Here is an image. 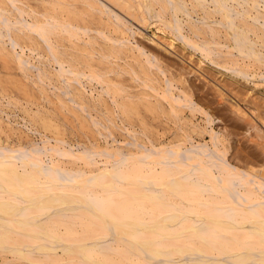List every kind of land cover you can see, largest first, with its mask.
Listing matches in <instances>:
<instances>
[{
	"label": "bare ground",
	"instance_id": "bare-ground-1",
	"mask_svg": "<svg viewBox=\"0 0 264 264\" xmlns=\"http://www.w3.org/2000/svg\"><path fill=\"white\" fill-rule=\"evenodd\" d=\"M38 1L0 0L1 66L42 100L0 97V264H264V162L233 161L234 119L192 82L264 142L243 90L200 73L261 93L264 0Z\"/></svg>",
	"mask_w": 264,
	"mask_h": 264
},
{
	"label": "rangeland",
	"instance_id": "rangeland-1",
	"mask_svg": "<svg viewBox=\"0 0 264 264\" xmlns=\"http://www.w3.org/2000/svg\"><path fill=\"white\" fill-rule=\"evenodd\" d=\"M22 1L26 3L27 0H22ZM28 2H29V0L27 1V3H28ZM30 2H31V0H30ZM30 2H29V3H30ZM33 2H34V0H33ZM33 2H31L30 4H32L33 6H35V5L37 4V5H38V6L36 5V6H37V10H39V9L42 10V7H41L42 5H41V3H40V4L38 3V2H40V1L35 0V2H37L36 4H35V2H34V4H33ZM27 3H26V4H27ZM29 3H28V4H29ZM40 5H41V6H40ZM45 5H46V4H45ZM36 6H35V7H36ZM39 6H40V7H39ZM46 6H49V7H50V5H46ZM116 9H117L118 12L120 11V9H119V10H118V8H116ZM41 10H40V11H41ZM120 13H124L123 10H122ZM126 14H128V13H126ZM126 14H125V15H126ZM121 15L123 16L124 14H121ZM125 15H124V17H125L130 23H131V19L134 21V18H130V19L127 18V16H129V14H128L127 16H125ZM129 17H130V16H129ZM137 22H138V21H137ZM132 24L134 25V28H135V29H138V28L141 29V28L139 27V24H136L135 21L132 22ZM141 30H143V33H145L146 35H148V36H149V35H152V36H153V32H154V28H153V26H151V28H149V29H141ZM138 38H139V37L135 36V39H131V40H136V39H137L136 41L139 42ZM139 39H140V38H139ZM140 41L142 42L141 39H140ZM160 43L162 44V46H164V48L171 49V48H169V47H166V46H167V43L162 42V41H160ZM164 44H166V45H164ZM177 45H179V46L177 47ZM177 45H176L173 49H171V50H174V49H175V51H176V47H177V52H178V48H179V50L181 49V52H180L181 55H182L183 53H185V52L182 53V48H181L180 44H177ZM184 55H185V54H184ZM182 56H183V55H182ZM0 60H1V59H0ZM195 60L197 61V63H195V62H196ZM195 60H194V63H192L193 65H192V64H190V65H191V67H193V68L196 67L195 69H197L200 63H199V60H197V59H195ZM2 61H3V60H2ZM2 61L0 62V73L2 72L1 74L3 75V73L5 74L7 71H9V72L5 74V75H7V76L4 75V76L0 77V81H2V80H3L4 78H6V77H9V81H7L8 78L4 79V80H6V81H5L6 83L8 82V83L6 84V83L3 81V82L6 84V85H5V84L3 83V84H4L3 87H5V88H2V86H1V85H2L1 83H2V82H0V86H1L0 88H1V89H4V91H6V90L8 91V93H7V91H6V93H7V94H6V93H4V91L2 90L4 95H3L2 93H0V94H1L0 97H1V96H5V98H6V96H7L8 94L10 95L12 92H13V94H14V92H15L14 95L11 94L10 96H11V97L14 96V97H13V100H14V101L17 100L16 104H17L19 107H23V105L20 106V104H18L22 98H23V99H22V101L20 102L21 104H23L24 102H26V100H28V102H29V100H30V101H33V102H35L37 105L40 104V103L42 102L40 96L38 97L40 100L37 99L36 97H34V96H36L37 94L40 95L39 93H36L37 91L35 90V88L32 87V85H30L31 89L29 90V87L26 88V89L29 90V93H32V96L34 95L33 97H34L35 99L39 100V103H38L37 100H35V99L32 98L31 94H30L31 99H29L30 96L27 95V94H29V93H27V94L25 95V92H28V91H22V90H23L22 86H21V88H22V90H21L20 86H19V85H18V86L16 85V81L13 82V79H16L17 81H18V80H22V81H24V80L21 79V77L16 78V77L19 76V75H18V72L16 71V69H14V68H11V69H10V68H9V69H8V68H2V66L5 67V66H4V65H5L4 62H2ZM3 64H4V65H3ZM194 64H195V67H194ZM197 64H198V66H196ZM1 65H2V66H1ZM188 65H189V64H188ZM1 69H2V70L4 69L5 71H6V69H8V70L5 72L4 70L2 71ZM204 69H207V70H204ZM11 70H14V71L12 72ZM208 70L211 71V72L208 73V74H207L206 72H205L206 74L203 73L204 71L209 72ZM212 70H213V69H211V68H209V67H205V68H203V70H201V72H200L199 70H197V71H199L200 73H202V74L205 75V76L207 75L206 77H207L209 80H213V81L217 80V81H215V83L217 82V85H219V81H220V85H223V83L221 84V82L224 81V82L227 83L228 86L230 85V88H233V89H234L235 86L237 85L236 88H235V90H239V89H240L241 91L243 90V92H245V93H243V92H241V93H242V95L245 96L244 100H245L246 103H244L242 100H237L238 98L236 99V101H237V102L239 101V102L241 103V104H240L241 106H242L243 103H244V106H242V108L244 107V109L246 110V112H247V111H252V110H253L254 113H255V112L257 111V112L255 113L256 116H257V117H256L257 119L255 118V116H253V115H254L253 111H252V112H248L249 117H252L254 120H256V122L258 123V125H259L260 127L262 126V127H261V128H263L262 130H264V120H263V119H264V112H263L264 109L260 108L261 105H262V107L264 108V105H263V103H264V88H262V87H264V85L260 84L259 82L256 83L257 85L254 87V89H255V88L258 89V90L262 89V90H261V93H260V92H256V91H253L252 94L249 93V95H250V94L253 95V96L250 95V99H251V100H250V99L248 98L249 95L246 93V92H248L247 88H245V87L242 86L241 84H237L235 81H234V82L231 81V79H229L228 77H226V78H228L229 80L225 78L226 80L229 81V82H227L226 80H224L223 76H221L220 73H218V72L215 71V70H213V71H212ZM214 72H215V76H214ZM211 73H212V74H211ZM1 74H0V75H1ZM10 74H11V75L14 74V75H13V76H9ZM15 74H16V75H15ZM216 74H217V75H216ZM17 75H18V76H17ZM209 75H210V77H209ZM212 75H213V77H212ZM219 75H220L221 77H220ZM194 76H198V75H193V77H194ZM11 77H12V78H11ZM214 77H215V78H214ZM218 77H219V78H218ZM1 78H3V79H1ZM191 78H192V77H191ZM195 78H196V79L193 78V80H192V82H193L194 80L196 81V82L193 83L194 86L198 85L199 83H201V84H200L201 86H196V87H195L196 90H195V89H193V90L196 92L195 94L197 95V98H199L200 95L202 94L201 97H200L201 99H197V98H196L197 100H199V101L201 100V101H200V102L197 101V100H196V101H197L201 106H203L205 109H207V110H208L209 108L212 109V112H211V113L213 114V112H214L213 115H218L219 113H217V112H218V111L220 112V110H221V109H219V108H222L223 111L220 112V114L222 113L223 115L221 114L220 116L218 115V116H216V117H221L222 119H223V118L225 119V117H222V116H227V114H228L227 117H228L229 120L226 119L225 122H228V121L230 122V118H231V119H234V120H231L233 123H231V122H230L229 124L226 123L228 126H232V124H233V129H234V130L232 129V132L234 131V133H235V131H236L235 134H237L236 137H235V139L232 138L233 136H235V134H234L233 136H231V138H230V139H233V141L236 142V143H234L233 141H230V139H229V141L227 142L228 146L230 147L229 149H230V151H231V154H232V156L235 158V159H233V161L235 160V161H234L235 163H237V160H238V162H239V160H242V161L246 162V161H247V158H249L250 161L253 160V158H255L254 161H255L256 159H259V160H256V161H257V162H261V163L264 162V160H263V161L260 160V159H264V150H263V149H264V144H263L264 142H261V143H260V141H259V139H261L260 136H261V135L263 136V134H261L262 132H258L257 130H253V129H252L253 127H252V128H250V129H252V131H254V132H253L252 135H250V134L252 133V131L249 129V127H251V126H249V125L247 124V119H244L243 121L240 122L238 116H235L236 114H235L234 112H231V111H233V110H231V111L229 112V110L232 109L233 107L231 106L230 103H229V104L226 103L227 101L224 102V103H225V104H224L225 106H224V105H220V107L217 106L218 110H217V108L215 109L216 104H218V103H217V102H218L217 100H219V99L217 98L218 94L214 92V91H215V90H214L215 87H213L212 84H209V85H208V84H207V81H205V80L203 81V79L200 78L199 76H198V77H195ZM221 78H223V79L221 80ZM11 79H12V80H11ZM201 79H202V80H201ZM214 79H215V80H214ZM219 79H220V80H219ZM10 80H11V81H10ZM198 81H200V82H198ZM9 82H11L12 84H10ZM24 82H25V81H24ZM13 83H14V84H13ZM229 83H230V84H229ZM232 83H234V84H232ZM11 85H14V87L11 86ZM15 85H16V86H15ZM203 85H204V86H203ZM207 85H208V86H207ZM220 85H219V86H220ZM233 85H234V86H233ZM238 85H240V86H238ZM10 86H11V90H10V88H9ZM27 86H29V85H27ZM27 86H26V87H27ZM194 86H193V87H194ZM231 86H232V87H231ZM6 87H8L9 90L6 89ZM16 87H17V88H20V89H18L19 92H18V90H16L17 92L14 91L15 89H17ZM209 87H211V88L209 89ZM212 87H213V88H212ZM240 87H241V88H240ZM12 88H13V89L15 88V89L12 91ZM32 88L34 89L33 91H34V93H36V95L33 93ZM197 88H198V89H199V88H202V89H201V90L199 89V91H200V92H199ZM238 88H239V89H238ZM1 89H0V92H2ZM208 89H209L210 91H207ZM245 89H246V90H245ZM202 90H203V92H202ZM9 91H10L11 93H9ZM35 91H36V92H35ZM197 91H198V92H197ZM204 91H205V92H204ZM21 92L24 93L23 96H25V97H23L22 94H21V98H20V93H21ZM38 92H39V91H38ZM208 92H210V94H208ZM228 92H229V91H228ZM262 92H263V94H262ZM18 93H19V95H17ZM5 94H6V95H5ZM214 94H216V95H214ZM9 95H8V96H9ZM206 95H207V96H206ZM247 95H248V96H247ZM16 96H17V97H16ZM18 96H19V97H18ZM26 96H27V97H26ZM198 96H199V97H198ZM205 96H206V97H205ZM244 96H243V97H244ZM246 96H247L248 101L250 100V101H249L250 103L247 101ZM203 97H204V98H203ZM207 97H208V99H207ZM211 97H212V98H211ZM253 97H254L255 99H254ZM14 98H15V99H14ZM19 98H20V100H19ZM24 98H25V99H24ZM27 98H28V99H27ZM209 98L211 99V102L209 101V100H210ZM215 98H216V99H215ZM202 99L205 100V101H204L205 103H204V102H203V103H204V104H207V105L204 106V104L201 103V102H202ZM206 99H207V100H206ZM214 99H215L217 102H216ZM253 99L256 100V101H259V102L255 103V102H256V101H255V102H254L255 104H254V103L252 102ZM24 100H25V101H24ZM212 100H213V103H214V104L211 105V104H209V103H212ZM40 101H41V102H40ZM214 101H215V102H214ZM206 102H209V103H206ZM247 102H248V103H247ZM24 104H25V103H24ZM208 104H209V107H208ZM250 104H252L253 107H252ZM258 104H259V109H261V112H259L258 109H257V108H258ZM260 104H261V105H260ZM37 105H35V107H36ZM46 105L49 106V108L52 109L51 113H48V115H49V116H52V117L55 118V119L58 118L57 121L61 124V126H63V124H65V126L67 125L66 127L69 128L70 126H73V125H74L75 128H76V125H77V127L80 128L79 125L81 124V121H80V122H79V120H77L78 122H77V121H73L70 117L66 119V117H65L66 114H65V113H64V115H63V113H62V116L64 117L63 119H65V120H63V119L60 120V118H59V117H56L57 115L55 114V113H56L55 108H56V110L58 111L57 106L54 107L55 105H54V104H51V103H50V104L47 103ZM229 105H230V106H229ZM245 105H246V107H245ZM247 105H248L249 109H248ZM40 106H41V105H40ZM250 106H251V107H250ZM254 106H255V107H254ZM256 106H257V108H256ZM207 107H208V108H207ZM225 107H226L227 109H226ZM223 108H224L225 110H224ZM253 108H255V109H253ZM210 109H209L208 111H211ZM247 109H248V110H247ZM250 109H251V110H250ZM214 110H216V112H215ZM226 110H228V111L225 112ZM16 111H18V110H16ZM53 111H55V113H54ZM224 112H225V114H226V113H227V114L224 115ZM19 113L22 114L23 112H21V111L19 110ZM53 113H54V114H53ZM229 113H230V114H231V113H232V114H233V113L235 114V115H232V114H231V115L233 116V118H232V116H231ZM251 114H253V115L251 116ZM257 114H258V115H257ZM54 115H55V116H54ZM229 115H230L231 117H230ZM66 116H67V115H66ZM67 117H68V116H67ZM227 117H226V118H227ZM234 117H235V118H238V120L236 119L237 122H235V118H234ZM194 118H195V119H193V120L196 121V123L199 122L202 126L205 125V117H204V115H202V114H197V116L194 117ZM224 119H223V120H224ZM261 119H262V120H261ZM36 120H37V121H36ZM62 120H63V121H62ZM257 120H259V121H257ZM64 121H65L66 123H63ZM67 121H68V122H67ZM71 121H72V122H71ZM238 121H239V122H238ZM260 121H261V122H260ZM34 122H35V123H36V122H41L40 124L42 125V120H39V119H37V118L34 120ZM61 122H62V123H61ZM70 122H71V123H70ZM225 122H223L224 125H225ZM234 122H235V125H234ZM202 123H203V124H202ZM68 124H70V125L68 126ZM71 124H72V125H71ZM230 124H231V125H230ZM239 124H240V126H239ZM245 124H246V125H245ZM237 125H238V127H240V128L236 127ZM241 125H243V126L241 127ZM37 126H39V127H41V128H44V127H42L43 125L40 126L39 123L37 124ZM65 126H64V127H65ZM74 126H73V127H70V129L74 130ZM234 127L236 128V130H235ZM243 127H244V128H243ZM245 127H247L248 129L245 128ZM231 128H232V127H231ZM242 128L244 129V131H242ZM51 129H52V130H55L54 128H51ZM51 129H48L49 132H51ZM239 129H241V130L239 131ZM245 129H247V130H245ZM254 129H255V128H254ZM58 130H63V129H62V127H59ZM76 130H77V129H76ZM80 130H81V129H80ZM246 131H248V132H246ZM47 132H48V131H47ZM243 132H245V133H243ZM77 133H79V134H78L79 136H82V134H80V131H79V132L76 131L75 134H77ZM87 133L89 134V132H87ZM238 133H239L240 135H238ZM255 134H256V136H255ZM260 134H261V135H260ZM249 135H250V136H253V135H254L255 137L253 136L252 138H251V137L249 138ZM258 135H259V136H258ZM3 136H5V135H3ZM93 136H94V135H93ZM237 136H238V138H237ZM206 137H207L206 140L209 141V140H210V139H209L210 137H209V136H206ZM240 137H243V138H245V139L242 138V140H241ZM256 137H257V138H256ZM81 138H82V137H81ZM239 138H240L239 141H240V142L242 141V143H240V145L238 144V143H239V141H238ZM258 138H259V139H258ZM236 139H237V140H236ZM247 139H249L248 142H246ZM250 139H252V140H254V141H256L257 139H258V140H257L256 143H255V142H253V141L250 140ZM255 139H256V140H255ZM237 141H238V142H237ZM249 141H251V143H250ZM258 141H259V142H258ZM261 141H263V139H261ZM229 142L232 143V144H234V145H231ZM245 142H246V143H245ZM252 143H253V144H252ZM254 143L257 144L258 146H257V145H254ZM259 143H260V144H259ZM241 145H245V146H241ZM259 145H260V147H259ZM262 145H263V146H262ZM232 146H234V149H232ZM239 147H240V148H239ZM256 147L258 148V150H257ZM259 148H261V149H259ZM233 150H234V151H233ZM236 150H237V151H236ZM243 150H245L246 152L243 151ZM251 150L254 151V154L251 153L252 156L249 155L250 152H247V151H251ZM238 151H239L240 154H242V156L239 155ZM240 151H241V152H240ZM242 151H243V153H242ZM257 151L261 152V154H260L259 152H258L259 154H256ZM262 151H263V153H262ZM233 152H234V154H236V156L233 155ZM235 152H236V153H235ZM237 153H238L239 156L237 155ZM244 153H247V155H249V157H247L246 154H244ZM248 153H249V154H248ZM243 154H244V155H243ZM255 154L257 155V157H256ZM258 155H260V156L262 155L263 158H261V157L258 156ZM240 156H241V158H243V159H241ZM243 156H245V157H243ZM250 156H251V157H250ZM253 156H255V157H253ZM237 158H238V159H237ZM244 158H245L246 160H244ZM251 158H252V159H251ZM240 162H241V161H240Z\"/></svg>",
	"mask_w": 264,
	"mask_h": 264
}]
</instances>
